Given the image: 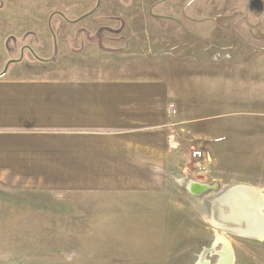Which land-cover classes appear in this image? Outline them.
Returning <instances> with one entry per match:
<instances>
[{
  "label": "rangeland",
  "instance_id": "rangeland-1",
  "mask_svg": "<svg viewBox=\"0 0 264 264\" xmlns=\"http://www.w3.org/2000/svg\"><path fill=\"white\" fill-rule=\"evenodd\" d=\"M225 14L216 26L205 20ZM0 31V73L166 79L178 174L216 185L195 196L170 172L167 212L143 203L131 213L73 197L58 212L51 191L21 198L0 187V264H216L228 248L233 264H264V234L233 233L212 209L233 186L264 205V0H0ZM194 148L202 159H190ZM238 201L231 222L245 219Z\"/></svg>",
  "mask_w": 264,
  "mask_h": 264
},
{
  "label": "crops",
  "instance_id": "crops-1",
  "mask_svg": "<svg viewBox=\"0 0 264 264\" xmlns=\"http://www.w3.org/2000/svg\"><path fill=\"white\" fill-rule=\"evenodd\" d=\"M205 20L212 27L230 16ZM4 36L0 31V42ZM168 84L153 75L24 79L8 65L0 73V187L15 188L21 198L51 191L59 197L58 212H67V197L112 212H137L143 203L167 212L174 195L169 173L189 181L188 188L196 181L178 174L185 168ZM31 205L30 211H41Z\"/></svg>",
  "mask_w": 264,
  "mask_h": 264
},
{
  "label": "water",
  "instance_id": "water-1",
  "mask_svg": "<svg viewBox=\"0 0 264 264\" xmlns=\"http://www.w3.org/2000/svg\"><path fill=\"white\" fill-rule=\"evenodd\" d=\"M7 68L8 66L6 67V70ZM211 187H216V185H210L198 181H192L189 184V190L195 195H199ZM244 193L245 192L238 188V186H233L227 191L223 192L219 197H217L215 200V204L212 206L214 217L218 220L220 225H222L229 231L239 234L241 231H243L244 234H247L253 229L262 228L264 225V214L260 210L255 208V202L257 203V200L255 199L250 201L251 204H254L251 207L250 203H246L249 202V199ZM237 194H239L243 198L245 219H243L242 221L237 220L235 222H231L232 220H234L229 218V214L232 210L231 203L235 201L233 200L232 196ZM216 264L224 263L219 258Z\"/></svg>",
  "mask_w": 264,
  "mask_h": 264
},
{
  "label": "bare ground",
  "instance_id": "bare-ground-1",
  "mask_svg": "<svg viewBox=\"0 0 264 264\" xmlns=\"http://www.w3.org/2000/svg\"><path fill=\"white\" fill-rule=\"evenodd\" d=\"M238 188H240L241 190H243L245 193V195L247 196V198H249V202H246V203H250V205H251V207L254 205V204H251V200H254L256 197V195H257V192L256 191H252V189L250 190V189H246V188H241V187H238ZM251 188V187H250ZM258 194H260V193H258ZM261 196V195H260ZM253 197H255L254 199H253ZM263 197V196H262ZM232 198H233V200H237V198L239 199V201L236 203L237 204V206L238 207H241V208H243V206H244V202H243V198L239 195V194H237V195H233L232 196ZM258 198H259V195H258ZM251 199V200H250ZM257 199V198H256ZM234 201V202H235ZM261 202V200H258L257 199V203L255 202V208L256 209H258V210H260L261 212H263L264 211V205H262V204H258L259 202ZM234 202H232V203H234ZM230 203V202H229ZM214 204H215V201H214ZM213 204V205H214ZM235 204V205H236ZM235 206L233 205L232 206V210H233V208H234ZM231 210V211H232ZM216 219V218H215ZM217 222V221H216ZM220 225V224H219ZM232 232V231H231ZM234 233V232H233ZM240 234H242V235H256V237L258 236V235H263L264 234V225H263V227L262 228H257V229H255V230H251V231H249L247 234H244V232L243 231H241L240 232ZM264 236V235H263ZM230 251H231V249L230 248H228V249H224V250H222L221 252H220V254H221V261L224 263V264H233L232 263V256H231V253H230ZM206 255V252L202 255V257H201V259L204 257Z\"/></svg>",
  "mask_w": 264,
  "mask_h": 264
},
{
  "label": "built area",
  "instance_id": "built-area-1",
  "mask_svg": "<svg viewBox=\"0 0 264 264\" xmlns=\"http://www.w3.org/2000/svg\"><path fill=\"white\" fill-rule=\"evenodd\" d=\"M190 156H191V158L194 159V160L202 159L203 156H204V151L201 150L200 148L193 149V150H191V152H190Z\"/></svg>",
  "mask_w": 264,
  "mask_h": 264
}]
</instances>
